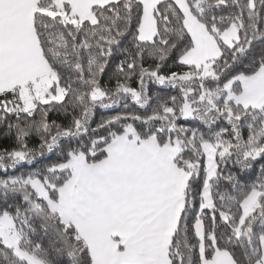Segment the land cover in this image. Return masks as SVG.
<instances>
[{"label": "snow or ice", "instance_id": "6c2138e0", "mask_svg": "<svg viewBox=\"0 0 264 264\" xmlns=\"http://www.w3.org/2000/svg\"><path fill=\"white\" fill-rule=\"evenodd\" d=\"M0 264H264V0H0Z\"/></svg>", "mask_w": 264, "mask_h": 264}]
</instances>
